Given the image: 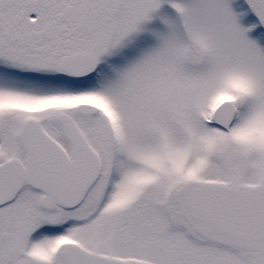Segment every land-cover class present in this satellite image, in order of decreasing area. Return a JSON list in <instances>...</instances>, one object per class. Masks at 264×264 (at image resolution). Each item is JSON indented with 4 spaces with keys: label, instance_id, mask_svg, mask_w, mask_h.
<instances>
[{
    "label": "snow or ice",
    "instance_id": "1",
    "mask_svg": "<svg viewBox=\"0 0 264 264\" xmlns=\"http://www.w3.org/2000/svg\"><path fill=\"white\" fill-rule=\"evenodd\" d=\"M261 28L264 0H0V264H264Z\"/></svg>",
    "mask_w": 264,
    "mask_h": 264
},
{
    "label": "rangeland",
    "instance_id": "2",
    "mask_svg": "<svg viewBox=\"0 0 264 264\" xmlns=\"http://www.w3.org/2000/svg\"><path fill=\"white\" fill-rule=\"evenodd\" d=\"M255 21V17L254 16H250L249 19L247 21H245V24L251 23ZM254 36H261L264 35V28L259 29L256 33H253Z\"/></svg>",
    "mask_w": 264,
    "mask_h": 264
}]
</instances>
